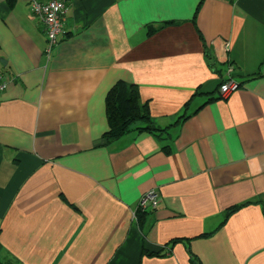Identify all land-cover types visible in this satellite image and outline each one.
<instances>
[{
  "label": "crops",
  "instance_id": "obj_1",
  "mask_svg": "<svg viewBox=\"0 0 264 264\" xmlns=\"http://www.w3.org/2000/svg\"><path fill=\"white\" fill-rule=\"evenodd\" d=\"M65 2L48 57L31 0H0L4 264H264V0ZM120 80L160 137L106 140Z\"/></svg>",
  "mask_w": 264,
  "mask_h": 264
},
{
  "label": "trees",
  "instance_id": "obj_2",
  "mask_svg": "<svg viewBox=\"0 0 264 264\" xmlns=\"http://www.w3.org/2000/svg\"><path fill=\"white\" fill-rule=\"evenodd\" d=\"M106 110L109 129L105 133V138L108 142L114 141L133 130L147 131L158 137L164 131L154 124L149 102L141 99V92L136 84L123 80L118 81L107 94ZM237 208L239 207H233L229 213L234 212ZM145 212L146 209L139 208L137 216ZM1 249L0 243V252ZM164 249L168 250V247ZM0 264H4L1 257Z\"/></svg>",
  "mask_w": 264,
  "mask_h": 264
},
{
  "label": "built area",
  "instance_id": "obj_3",
  "mask_svg": "<svg viewBox=\"0 0 264 264\" xmlns=\"http://www.w3.org/2000/svg\"><path fill=\"white\" fill-rule=\"evenodd\" d=\"M31 11L34 16L38 17L44 24L45 32L48 38V45L45 50L46 55L50 57L54 49L60 42V37L64 33L65 17L67 13V5L65 0H31ZM228 47V45H227ZM7 87V81L3 74L0 73V93ZM240 84L230 79L219 88L221 97H227L232 92L239 89ZM160 202L159 193L156 190L148 192L140 202L139 208L156 209Z\"/></svg>",
  "mask_w": 264,
  "mask_h": 264
},
{
  "label": "water",
  "instance_id": "obj_4",
  "mask_svg": "<svg viewBox=\"0 0 264 264\" xmlns=\"http://www.w3.org/2000/svg\"><path fill=\"white\" fill-rule=\"evenodd\" d=\"M1 63L5 64L6 63V60L4 58H1L0 59Z\"/></svg>",
  "mask_w": 264,
  "mask_h": 264
}]
</instances>
